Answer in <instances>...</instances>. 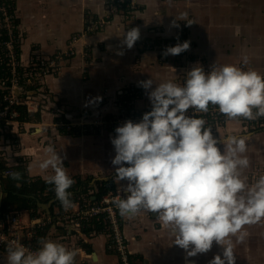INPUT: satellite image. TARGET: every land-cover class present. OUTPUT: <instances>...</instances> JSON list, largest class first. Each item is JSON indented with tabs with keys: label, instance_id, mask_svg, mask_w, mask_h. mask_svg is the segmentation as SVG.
Here are the masks:
<instances>
[{
	"label": "crops",
	"instance_id": "obj_1",
	"mask_svg": "<svg viewBox=\"0 0 264 264\" xmlns=\"http://www.w3.org/2000/svg\"><path fill=\"white\" fill-rule=\"evenodd\" d=\"M112 1L0 0L14 17L20 34L16 48L22 58L32 51L49 55L63 48L73 36L80 35L74 55L44 77L43 86L38 91L41 106L30 113L32 121L25 122L20 129L11 128L10 133L20 145L19 149H11L9 143L2 146L8 154L2 157L5 169H13L24 158V161L27 159L24 167L28 177L47 180L53 174L52 170L40 169L39 163L47 158L46 149L52 145L63 157V165L72 178L90 177L89 187H94L95 182L113 179L114 189H122L128 182H115L117 166L111 163L115 155L111 138L115 132L102 124L87 126L84 131L81 125L76 127L71 123L91 122L119 114L122 96L130 86L139 89L134 106L144 113L151 109V104L140 82L152 79L155 87L172 80L182 85L186 72L197 62L205 71L233 64L264 76V0H129L106 20L100 30L81 36L85 26L101 17ZM129 2L134 4V10H130ZM173 21L178 25L181 21L186 23L190 48L184 55L165 56L162 54L164 49L141 44L149 38L176 36L179 26H173ZM133 27L139 29L140 38L128 49L123 44V35ZM83 44L84 52L89 50L84 59L80 56ZM26 93L34 95L36 89L30 88ZM97 97L100 99L96 100ZM71 129L78 132L68 133ZM2 135L0 143L3 139L10 141L12 136ZM213 135L220 141L230 135L247 137L246 151L241 155L248 158L249 164L240 169L246 194L247 188L259 179L254 176V169L264 166V127L250 125L247 119L245 126L242 120L230 118L217 125ZM218 147L225 150L223 144ZM3 182H0V204L6 190L15 187L14 183ZM16 185L21 184L16 182ZM68 191L72 206L67 209L56 203V196L47 199L46 192H37L36 196L30 194L25 201L17 199L20 204L16 210L24 219L52 216L51 223L40 232L38 246L41 240H47V236L54 235L59 229L57 241H52L74 249L77 253L75 264H119L107 228L97 227L96 220L81 228L74 227V222L65 224L61 220V213L73 212L79 203L84 202L86 195L95 200L92 188L82 194L74 189ZM121 193L124 197L128 195L123 190ZM32 200L34 203L30 202ZM121 224L133 264H209L215 255L223 252L222 246L213 241L208 252L187 256L186 250L174 243L169 229L154 212L141 210L132 218L123 216ZM241 231L247 233L244 240L237 239L239 233L229 238L235 264H264V217L245 224ZM78 238H84V241L77 242ZM7 256L8 251L0 248V264H7Z\"/></svg>",
	"mask_w": 264,
	"mask_h": 264
},
{
	"label": "clouds",
	"instance_id": "obj_2",
	"mask_svg": "<svg viewBox=\"0 0 264 264\" xmlns=\"http://www.w3.org/2000/svg\"><path fill=\"white\" fill-rule=\"evenodd\" d=\"M173 26L179 25L173 21ZM139 38V29L133 27L124 33L123 44L131 49ZM189 48L190 41L185 40L166 46L162 54L175 56ZM153 85L152 79L140 82L151 110L139 122L126 120L116 127L111 138L115 182H128L122 188L128 195L121 198L118 189L113 203L122 217L132 218L141 210L157 213L187 256L208 252L215 241L223 252L209 264H235L229 238L239 233L237 239L244 240L243 226L264 217V175L244 194L246 183L240 169L249 164L241 155L247 137L230 135L220 141L206 127L205 119L190 115L189 109L207 113L212 105L228 118L264 116V76L233 64L205 71L197 62L186 72L182 85L172 80ZM219 144L225 146L224 151ZM46 152L39 168H51L53 174L46 182L54 186L61 205L70 208L68 189L75 181L52 145ZM7 251V264H75L77 256L74 249L52 240H41L36 251L21 244Z\"/></svg>",
	"mask_w": 264,
	"mask_h": 264
},
{
	"label": "built area",
	"instance_id": "obj_3",
	"mask_svg": "<svg viewBox=\"0 0 264 264\" xmlns=\"http://www.w3.org/2000/svg\"><path fill=\"white\" fill-rule=\"evenodd\" d=\"M128 1L114 0L109 2L105 13L93 22L88 23L82 31L81 36L84 37L87 34L89 35L92 32L100 30L105 25L106 20L126 6ZM129 8L130 10H134V4L130 3ZM16 29L13 15L0 2V32L2 33V35L0 34V137L3 133L10 132L11 128L24 125L25 122L23 123L19 120L22 113L32 114L35 108L40 105L41 99L38 91L43 86L44 77L61 66L66 59H69L74 54L73 48L76 46L80 36H73L64 49H60L51 57L42 56L38 52L32 51L27 57L22 58L21 54L19 55L18 48H16V42H19L20 36ZM185 40H187L186 23L181 21L176 36L167 39L149 38L142 41L141 44L151 48L165 49L166 46H174L176 43H182ZM88 47L89 44H87L86 49ZM185 53L186 51L179 55L181 56ZM30 88L36 89L34 95L26 93ZM138 94L139 89L130 86L125 91V96H122L119 111L121 118L119 122L121 124L119 126L123 124L122 121L132 120L133 122H139L141 120L145 112L141 113L134 106V99ZM189 114L205 119L206 127H210L212 133L217 125L230 119L220 113L217 106L212 105L209 106L207 113L189 109ZM235 119L242 120L246 126L245 118L237 117ZM107 120L102 122V124L110 127L112 123ZM247 121L250 125L255 124L256 126L257 124L259 127H264V116L253 120L247 119ZM93 124H98V120L84 123V125L88 126ZM3 162L4 160L0 153V163ZM3 173L7 175L11 174L12 168L5 169ZM253 174L258 178L264 175V166L256 167ZM117 194L118 191L115 190L103 195L94 203L81 202L75 207L73 212H62L60 218L65 224L74 222V227L80 228L93 220H103L109 233L111 248L116 254L119 264H133L129 258L122 230V216L113 203V198ZM122 194L124 193H119L121 198H124ZM1 195L0 191V198ZM51 220L52 216H32L24 219L19 211L11 208L0 211V248L7 251L10 246L21 244L28 250L36 251L39 248L38 240L40 232L51 223ZM82 240L84 241V238H81V240L78 238L77 242H81Z\"/></svg>",
	"mask_w": 264,
	"mask_h": 264
},
{
	"label": "trees",
	"instance_id": "obj_4",
	"mask_svg": "<svg viewBox=\"0 0 264 264\" xmlns=\"http://www.w3.org/2000/svg\"><path fill=\"white\" fill-rule=\"evenodd\" d=\"M20 122H31L32 121V115L31 114H27V113H22L21 117L19 118ZM22 126V125H20ZM89 130V129H88ZM87 131V130H86ZM68 133H75L78 132L77 130L71 129L67 131ZM7 134H11V139H14V136L12 133L8 132ZM6 135V134H5ZM3 136V135H2ZM5 164L0 163V170L4 171L5 170ZM0 171V172H1ZM26 168L24 167L23 163L20 162L18 164H16L13 169H12V173L6 176H2L0 175V182L4 183L3 181H8L10 183H14L15 187L12 190H6V194L4 193L2 196V201L0 204V211L6 210L8 208L11 209H18L19 205H18V201L17 199H22L23 201L27 200V196L32 194L33 196H36V193L38 192H46V198L47 199H52L54 198L55 195V191H54V186L52 184L47 183L45 179H40V178H36V179H31L30 177H28L27 173L25 172ZM14 174H19V178L18 179H14L13 176ZM74 179L75 183L69 188V189H74L75 191H79L78 194H82V193H86L87 190L91 189L94 191V196H95V200L91 201L89 199V197H85L84 201H91V202H96L97 200H99L101 198L102 195H104L105 193L108 192H114L115 191V183L113 181V179H109L106 181H100V182H95L96 185L94 187H89V180L90 177L86 178L84 177V179H82L81 177H76V178H72ZM16 182H19L21 185L17 186ZM28 198H33L31 196H29ZM31 203H34V201H30ZM56 203H58V205H61V202L57 199ZM63 207V206H61ZM94 221V220H93ZM97 222H95L96 226L99 228H103L106 229V224L103 220L99 219L96 220Z\"/></svg>",
	"mask_w": 264,
	"mask_h": 264
},
{
	"label": "rangeland",
	"instance_id": "obj_5",
	"mask_svg": "<svg viewBox=\"0 0 264 264\" xmlns=\"http://www.w3.org/2000/svg\"><path fill=\"white\" fill-rule=\"evenodd\" d=\"M108 5V4H107ZM71 40V39H70ZM69 40V41H70ZM69 41H66V45L63 47V48H60V49H64L67 45H68V42ZM82 46V45H81ZM59 49V50H60ZM75 49H76V46L73 48V50H74V53H75ZM59 50H57V51H59ZM56 51V52H57ZM89 50H87V51H85L84 52V44H83V51H82V53L80 54V56L84 59V57H86L87 56V52H88ZM56 52H53V53H51V54H49V55H46V54H41L42 56H49V57H51V56H53ZM74 55V54H73ZM68 61V59H66L64 62L66 63ZM64 62L62 63V64H64ZM59 68V67H58ZM58 68H56L54 71H56ZM54 71H52V72H54ZM51 72V73H52ZM51 73H49V74H51ZM48 74V75H49ZM44 89H45V91H46V87H44ZM47 92V91H46ZM39 106H41V105H39ZM108 119V120H107ZM107 119H104V118H99L98 119V124H102V122H105V120H107V121H110L111 123H112V125L110 126V127H107V126H105L104 124H102L101 126L102 127H107L108 129H111L113 132H115L114 130H115V128L116 127H118L119 126V124H121V122H119V121H121V118H120V116H119V114H118V112H117V114H115V115H112L111 117H109V118H107ZM87 122H89V121H87ZM87 122H84V120L83 121H78V122H76V123H71V124H76L75 126L77 127V126H82V128H84V131L86 130V127L88 126V125H84V123H87ZM122 123H124V121H122ZM64 124V122L62 123V125ZM23 127V126H22ZM21 126H19L18 128L20 129V128H22ZM66 127H68L69 128V126H66ZM91 128V127H90ZM25 130V129H24ZM19 131H22V130H19ZM9 140L10 141H6V139H3V141H2V143H0V147H1V151H0V153L2 154V157L4 156H8V154L6 153V150H4L3 149V147H4V144H7V143H9V144H11V149H19V147H18V145H20V143H18V141H16V140H12L11 139V137L9 138ZM3 146V147H2ZM21 161H22V163H23V165H25L26 164V162H27V159H25V161H24V158L23 159H20ZM27 171V170H26ZM119 189H121V188H119ZM116 190L118 191V189L116 188ZM122 190V189H121ZM109 193V192H108ZM119 193H121V191L119 192ZM105 194H107V193H105ZM104 194V195H105ZM103 196V195H102ZM101 196V197H102ZM122 197H124L123 196V194H122ZM98 201V200H97ZM84 202H87V201H84ZM92 203H94V202H92ZM20 203L18 202V205H19ZM60 235V230L58 229V230H56L55 231V234L53 235H50V236H47V240H56L57 241V238H58V236ZM69 241H72V239L70 238L69 239Z\"/></svg>",
	"mask_w": 264,
	"mask_h": 264
},
{
	"label": "flooded vegetation",
	"instance_id": "obj_6",
	"mask_svg": "<svg viewBox=\"0 0 264 264\" xmlns=\"http://www.w3.org/2000/svg\"><path fill=\"white\" fill-rule=\"evenodd\" d=\"M1 171V170H0ZM0 175L4 176L3 170L0 172ZM92 201V200H91ZM91 201H87L88 203H92Z\"/></svg>",
	"mask_w": 264,
	"mask_h": 264
},
{
	"label": "water",
	"instance_id": "obj_7",
	"mask_svg": "<svg viewBox=\"0 0 264 264\" xmlns=\"http://www.w3.org/2000/svg\"><path fill=\"white\" fill-rule=\"evenodd\" d=\"M100 179L106 180V178H100ZM0 191H2V188H1V186H0ZM5 194H6V193H5Z\"/></svg>",
	"mask_w": 264,
	"mask_h": 264
}]
</instances>
